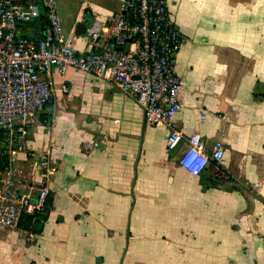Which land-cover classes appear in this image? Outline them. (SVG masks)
I'll return each mask as SVG.
<instances>
[{"label": "crops", "instance_id": "crops-1", "mask_svg": "<svg viewBox=\"0 0 264 264\" xmlns=\"http://www.w3.org/2000/svg\"><path fill=\"white\" fill-rule=\"evenodd\" d=\"M122 2L59 0L66 42L86 51L87 29ZM168 9L183 34L173 120L207 149L220 141L222 162L190 174L179 163L185 144L167 150L168 130L145 125L134 99L53 67L54 95L6 175L19 195L47 185L49 214L39 234L0 229V264H264V0H168Z\"/></svg>", "mask_w": 264, "mask_h": 264}, {"label": "built area", "instance_id": "built-area-1", "mask_svg": "<svg viewBox=\"0 0 264 264\" xmlns=\"http://www.w3.org/2000/svg\"><path fill=\"white\" fill-rule=\"evenodd\" d=\"M37 21L44 24L34 36L20 35L22 25ZM87 38L84 52L66 42L58 0H0V229L13 227L22 214L41 211L51 193L47 185L35 196L12 193L6 175L16 141L54 95L53 67L61 75L69 69L93 74L134 99L145 125L168 130L167 150L185 144L179 163L190 174L200 175L209 163L217 165L224 158L220 141L207 149L199 134L185 135L173 120L181 108L175 62L183 34L168 0H123L119 12L87 29ZM62 89L67 91L65 85ZM40 161L46 164L44 157ZM43 168L45 176L49 172Z\"/></svg>", "mask_w": 264, "mask_h": 264}, {"label": "trees", "instance_id": "trees-1", "mask_svg": "<svg viewBox=\"0 0 264 264\" xmlns=\"http://www.w3.org/2000/svg\"><path fill=\"white\" fill-rule=\"evenodd\" d=\"M6 159L4 160V162ZM52 202V195L49 193L45 205L41 211L34 214H22L17 222V227L34 234L42 232L44 222L46 221Z\"/></svg>", "mask_w": 264, "mask_h": 264}, {"label": "rangeland", "instance_id": "rangeland-1", "mask_svg": "<svg viewBox=\"0 0 264 264\" xmlns=\"http://www.w3.org/2000/svg\"><path fill=\"white\" fill-rule=\"evenodd\" d=\"M59 1V0H58ZM60 6V5H59ZM59 13H60V15H61V11H60V9H59Z\"/></svg>", "mask_w": 264, "mask_h": 264}]
</instances>
